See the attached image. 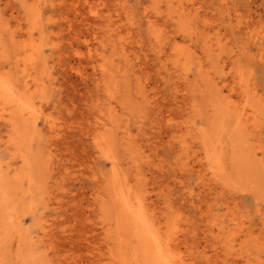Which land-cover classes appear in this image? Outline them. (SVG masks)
<instances>
[{
    "label": "rangeland",
    "instance_id": "rangeland-1",
    "mask_svg": "<svg viewBox=\"0 0 264 264\" xmlns=\"http://www.w3.org/2000/svg\"><path fill=\"white\" fill-rule=\"evenodd\" d=\"M0 49V264H130L121 194L177 264H264V0H0Z\"/></svg>",
    "mask_w": 264,
    "mask_h": 264
},
{
    "label": "bare ground",
    "instance_id": "bare-ground-1",
    "mask_svg": "<svg viewBox=\"0 0 264 264\" xmlns=\"http://www.w3.org/2000/svg\"><path fill=\"white\" fill-rule=\"evenodd\" d=\"M166 1V0H165ZM179 1V0H178ZM27 6V5H26ZM31 6V5H30ZM28 6V8L30 7ZM38 6V5H37ZM24 7V6H23ZM145 8V7H144ZM31 9V8H30ZM182 9V7H181ZM29 9H27L28 11ZM145 10V9H144ZM37 11V9H36ZM31 12V10H30ZM145 12V11H144ZM29 13V11H28ZM27 13V14H28ZM33 13V12H32ZM184 15V14H183ZM145 18V17H144ZM184 18V17H183ZM147 19V18H146ZM40 20V19H39ZM151 22V20H150ZM149 22V23H150ZM6 23V22H5ZM110 23V22H109ZM147 22V24H149ZM190 23V22H189ZM151 25V24H149ZM109 26V25H108ZM7 27V26H6ZM108 30V29H107ZM3 33V32H2ZM9 36V35H8ZM2 39V38H1ZM216 39V38H215ZM208 40V39H207ZM217 41V40H216ZM12 43V42H10ZM215 43V42H214ZM9 44V43H8ZM13 44V43H12ZM11 44V45H12ZM26 43H24L25 45ZM37 44V43H36ZM159 45V44H158ZM217 45V43H216ZM16 46V45H14ZM112 47V46H111ZM17 48V47H16ZM26 48V47H25ZM18 49V48H17ZM35 49V48H34ZM1 50V49H0ZM9 50V49H8ZM38 51V49L36 50ZM41 51V50H40ZM3 52V51H2ZM9 52V51H8ZM12 52V51H11ZM4 53V52H3ZM18 53V52H17ZM19 54V53H18ZM31 55H34L31 53ZM39 55V54H38ZM11 56V55H10ZM96 56V55H95ZM125 56V55H123ZM9 57V56H8ZM29 57H32L29 55ZM92 57V56H91ZM7 58V57H6ZM191 58V57H190ZM3 59V58H2ZM17 59V58H16ZM30 59V58H29ZM13 60V59H12ZM15 60V59H14ZM181 61V60H180ZM113 62V61H111ZM125 62V61H124ZM16 63V62H15ZM22 63V61H21ZM105 63V62H103ZM123 66V65H122ZM121 66V67H122ZM112 67V66H111ZM113 68V67H112ZM110 71V70H109ZM105 73H103L104 75ZM107 75V74H106ZM105 75V76H106ZM124 75V74H123ZM11 76V75H10ZM8 77V76H7ZM4 75L0 74V103L4 106L7 105L9 106L11 109L13 108V110L17 113H22V115H30L33 111H32V107L30 108L29 106H27L25 103L26 100L23 101L22 97L20 96V94H18L19 92L16 91V88L14 86V82H9L8 79L11 78H7ZM17 77V75H16ZM114 79V78H113ZM12 80V79H11ZM112 81V80H111ZM115 81V80H114ZM113 81V82H114ZM118 81V80H117ZM19 83V82H18ZM210 83V82H209ZM214 83V82H213ZM17 85V84H16ZM42 90V89H41ZM115 92V91H114ZM23 95V94H22ZM25 99V98H24ZM221 101V100H220ZM25 102V103H24ZM29 104V103H27ZM229 105V104H228ZM6 106V107H7ZM232 106V105H231ZM250 108V107H249ZM10 109V110H11ZM210 109V108H209ZM243 110V108H242ZM12 111H9V113ZM243 112V111H242ZM239 113V112H238ZM13 113H11L10 115H12ZM18 114V113H17ZM111 114V113H110ZM250 114V113H249ZM21 115V114H20ZM19 115V116H20ZM33 115V114H32ZM247 115V114H246ZM245 115V116H246ZM13 116V115H12ZM210 116V115H209ZM251 116V115H250ZM18 117V116H17ZM30 117V116H29ZM240 117V116H239ZM16 118V117H15ZM24 118L26 119V116H24ZM23 118V119H24ZM236 118V117H235ZM238 118V117H237ZM244 118V116H243ZM9 119V118H8ZM14 119V117L12 118ZM19 120V119H18ZM236 120V119H235ZM248 121V119H246ZM16 121V120H15ZM234 121V120H233ZM239 121V119L237 120ZM243 121V120H242ZM9 125L11 126H15L13 121H11L10 119L7 121ZM221 122V121H220ZM223 122V121H222ZM236 122V121H235ZM17 124V123H16ZM21 124V122H20ZM240 124V122H239ZM25 125V124H24ZM236 125H238L236 123ZM248 125V124H246ZM35 126V125H34ZM224 126V125H223ZM225 127V126H224ZM246 127V126H245ZM15 128V127H14ZM217 128V127H216ZM13 129V128H12ZM219 129V128H218ZM250 129V128H249ZM221 130V129H220ZM232 130V129H231ZM16 131V130H14ZM218 131V130H217ZM12 132V131H11ZM203 132V131H202ZM219 132V131H218ZM16 133V132H14ZM205 133V132H204ZM17 134V133H16ZM15 134V135H16ZM22 134V133H21ZM18 135H16V138ZM22 136V135H20ZM14 137V136H13ZM25 137V136H24ZM15 138V139H16ZM215 137L212 138V140H214ZM218 138V137H217ZM14 139V138H13ZM14 139V140H15ZM26 139V138H25ZM12 140V141H14ZM17 141H19V138L16 139ZM21 140V139H20ZM9 141V140H8ZM22 141H23V137H22ZM102 141V140H101ZM21 142V141H19ZM24 142V141H23ZM14 143V142H13ZM18 143V142H16ZM15 143V144H16ZM216 143V141H215ZM9 144V143H8ZM22 143H18V145H21ZM24 144V143H23ZM17 145V144H16ZM202 145V142H201ZM207 145V144H206ZM217 146V144H215ZM204 146V144H203ZM215 146V147H216ZM22 147V146H21ZM205 147V146H204ZM20 148V147H19ZM21 149V148H20ZM224 149V148H223ZM236 150V149H235ZM234 150V151H235ZM208 151V150H207ZM221 151V150H220ZM232 152V151H231ZM238 153V152H237ZM233 154V153H232ZM237 155V154H235ZM250 155V154H249ZM24 156V155H22ZM207 156L208 158H210V160L212 159V162H214L216 165H219L220 162V157L213 151L209 150V153L207 152ZM224 156V155H223ZM234 156V155H233ZM242 157V156H241ZM240 159L238 156L235 157ZM248 158V157H247ZM256 158V157H255ZM246 158H242V163H243V168H245V163L248 161L245 160ZM260 159H262L260 157ZM23 160H27L29 162L28 159H23ZM209 159H207L206 161H208ZM224 160V159H223ZM244 160V161H243ZM236 161V160H235ZM240 161V160H237ZM26 163V162H25ZM25 167L26 165L24 163H22ZM28 165V164H27ZM210 165L212 166V164L210 163ZM214 165V164H213ZM250 165V164H249ZM24 166L23 170H24ZM231 166V165H230ZM239 166V165H238ZM214 167V166H213ZM241 167V166H240ZM27 168V167H26ZM242 168V169H243ZM240 169V168H239ZM213 172V171H211ZM210 172V173H211ZM20 173V172H19ZM214 173L217 174V172L214 170ZM212 175V174H211ZM221 178V177H220ZM26 180H28V184L31 183L30 178L27 176ZM33 181V180H32ZM33 183V182H32ZM119 184V183H118ZM123 184V183H122ZM33 185V184H32ZM120 185V184H119ZM1 186V185H0ZM127 186V185H126ZM3 187V186H2ZM1 187V189H2ZM4 188V187H3ZM119 188V186H118ZM0 189V190H1ZM124 191H122L123 193ZM4 194V193H2ZM118 195V194H117ZM1 196V195H0ZM131 196V195H130ZM116 200H118V216L116 218V227H118V229L120 230L121 234H122V238L120 241H122L125 245V249H127V247H129L130 249V254L132 255V257H130V264H177L178 262L176 261L177 259H175V255L174 253H172L173 251L170 250L169 246H168V242L166 240H164L161 238V233L158 232L156 229H154L153 227H151L148 223V221L146 220L145 217V213L144 210L141 206V204L139 203V201L137 200L136 202H131L128 198L127 195L125 194H121V196H116ZM8 201V200H7ZM3 202V201H1ZM117 203V202H116ZM116 205V204H115ZM3 209L2 211H4V209L6 210V208L4 206H1ZM0 207V208H1ZM10 208V207H9ZM15 209V208H14ZM14 209L12 211H14ZM7 212V211H6ZM10 213V212H9ZM8 213V214H9ZM11 218V217H10ZM115 218V217H114ZM9 220V219H8ZM13 222V221H11ZM14 223V222H13ZM110 223V222H109ZM115 224V223H114ZM154 224V223H153ZM13 226V225H12ZM114 226V225H113ZM155 227V226H154ZM14 228V227H13ZM12 229V228H11ZM173 231V228H172ZM12 231H10L11 233ZM161 235H160V234ZM11 235V234H10ZM117 235V234H116ZM169 235V234H168ZM119 236V235H118ZM166 237V236H165ZM171 237V236H170ZM124 238V240H123ZM173 238V237H172ZM167 239V238H165ZM169 241V239H168ZM170 242V241H169ZM172 242V241H171ZM117 245V243H116ZM122 246V245H121ZM120 247V246H119ZM6 248V247H5ZM124 249V250H125ZM128 251V250H127ZM172 251V252H171ZM121 254V253H120ZM128 256V255H127ZM16 260V259H15ZM20 262V261H19ZM26 262V261H25Z\"/></svg>",
    "mask_w": 264,
    "mask_h": 264
}]
</instances>
